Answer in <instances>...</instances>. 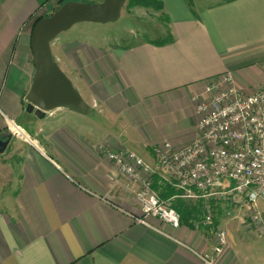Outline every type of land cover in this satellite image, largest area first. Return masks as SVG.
Here are the masks:
<instances>
[{
  "label": "crops",
  "instance_id": "1",
  "mask_svg": "<svg viewBox=\"0 0 264 264\" xmlns=\"http://www.w3.org/2000/svg\"><path fill=\"white\" fill-rule=\"evenodd\" d=\"M60 1L0 0V138L20 142L8 154L12 166L0 157V264H264V232L228 202L212 226L139 223L140 187L103 151H130L156 167V148L196 140L195 98L210 81L231 73L242 92L264 91V0H163L171 40L162 46L61 45L57 59L90 113H29L22 101L35 76L34 24ZM33 117L44 120L34 137L17 124ZM154 184L159 194L171 186L159 174ZM232 213L241 223H223ZM218 227L228 230L229 246L215 256Z\"/></svg>",
  "mask_w": 264,
  "mask_h": 264
},
{
  "label": "built area",
  "instance_id": "2",
  "mask_svg": "<svg viewBox=\"0 0 264 264\" xmlns=\"http://www.w3.org/2000/svg\"><path fill=\"white\" fill-rule=\"evenodd\" d=\"M203 95L195 98L196 140L179 148L169 142L156 148V167L130 151H103L139 185L136 200L143 213L139 223L150 225L148 220L154 218L179 228L178 200H205L200 223L212 226L216 215L211 200H216L246 209L251 223L264 232V213L258 205L264 202V91L246 94L226 73L210 81ZM156 174L176 190L174 196L161 198L153 187ZM225 181L231 184L216 190ZM212 234L214 255L220 256L229 246L228 230L213 228Z\"/></svg>",
  "mask_w": 264,
  "mask_h": 264
},
{
  "label": "water",
  "instance_id": "3",
  "mask_svg": "<svg viewBox=\"0 0 264 264\" xmlns=\"http://www.w3.org/2000/svg\"><path fill=\"white\" fill-rule=\"evenodd\" d=\"M128 0H104L90 3L70 0L34 26L31 46L35 76L23 99L27 111L44 113L69 110L80 115L90 113V104L83 98L71 78L63 71L52 45L64 32L81 23L109 24L117 22ZM11 136L0 138V155L4 154Z\"/></svg>",
  "mask_w": 264,
  "mask_h": 264
},
{
  "label": "rangeland",
  "instance_id": "4",
  "mask_svg": "<svg viewBox=\"0 0 264 264\" xmlns=\"http://www.w3.org/2000/svg\"><path fill=\"white\" fill-rule=\"evenodd\" d=\"M74 1L97 3V2H93L91 0H74ZM101 1L103 2L104 0H101ZM212 1H215V0H212ZM127 4H128V2H127ZM127 4H126V7L122 11L121 18L115 23H109V24L81 23V24H77L74 27H72L69 31L64 32L61 35H59V37L55 40V42L52 45L55 58L57 59L58 57L62 56L61 55L62 54L61 53V45H66V44H74V45L84 44V45H89L91 47L101 48V49L105 50V49L114 48L116 46H129V45L141 42L142 40L161 41V40L168 38L167 36H169V35L166 34V36H165V32H167L166 29L168 28L167 27V18H168L167 15H165L161 11H155L152 9H145V8H140V7H134V8L128 9ZM54 5H55L54 9L51 12L46 13V10H44V12H42V14H44V16L52 14L56 9L59 8L60 3L55 2ZM191 5L193 6V3ZM194 6H197L199 8L200 3L197 2ZM59 65L61 66L63 71L72 80V76L69 73H67L66 69L60 64V62H59ZM83 84L81 83L80 87L85 88V86ZM86 94L88 95V92H86ZM93 112L96 114L99 112L96 110L95 106L93 108ZM91 116L93 117V115H91ZM83 119H84L83 121L86 122L85 118H83ZM43 121H44L43 119H38V118L33 117L29 120V122H28L29 124L26 123V120L25 121H19L17 124L24 126L25 129L27 130V132H29V134H31V136L34 137V135H33L34 131H37V129L39 127L44 128ZM84 127L88 128V129L92 128L90 126V124H88L87 122L84 124ZM19 136L23 137L21 135H19ZM31 140L34 141V139H31ZM19 143L20 142H18V141L15 142V140H13L10 143V146L8 147L6 152L4 154L0 155L1 158L7 159L6 161H3V163L6 166H9V165L12 166V164H14L12 162V160L10 159V157H8V154L10 153V150L13 149L14 146L16 147L17 146L16 144H19ZM4 173L6 174L7 172H5V170H3L2 174H4ZM153 180H154V178H153ZM162 181L167 184V182L163 178H162ZM230 184L231 183L229 181H225L223 184L219 185L216 188V190H224ZM153 187H154V182H153ZM12 188L13 187H11V189ZM6 189H7V192L11 193L10 188L9 189L6 188ZM168 189L171 191L170 186L168 187ZM218 202H220V203H218ZM187 203L190 206H195L197 201H187ZM223 203H225V202L211 200V204H212L211 206H212L214 211L215 210L217 211L218 207H220V206L223 207ZM258 205H259V208L264 213V202L262 200H260L258 202ZM2 208H4V207L0 206V210H2ZM215 215H216V213H215ZM233 216H234V213H232L231 215H227L226 216L227 220L223 223H227V222L228 223H241L238 220L237 221H231L230 219ZM223 217H224V214L218 215L219 222L222 220ZM215 218H216V216H215ZM254 234H255L254 237H258L257 233H254Z\"/></svg>",
  "mask_w": 264,
  "mask_h": 264
},
{
  "label": "trees",
  "instance_id": "5",
  "mask_svg": "<svg viewBox=\"0 0 264 264\" xmlns=\"http://www.w3.org/2000/svg\"><path fill=\"white\" fill-rule=\"evenodd\" d=\"M67 1H70V0H62V1H60L59 2L60 3L59 8ZM187 1L190 4H192L194 0H187ZM134 7L152 9V10H155V11H162L164 9V1L163 0H128L127 8L131 9V8H134ZM47 16H49V15L40 16L39 18H37L36 21H35L34 26L37 24L38 21H40L42 18H45ZM168 21H169V18H167V22ZM170 40H171V37L170 38H166V39L161 40V41H157L156 44L159 45V46H162V45L167 44ZM154 188L157 189V190L159 189L156 186V184H154ZM161 190H160V196H161V198H164V199H168L167 197L169 195H174V194L177 193L176 190L173 189V188L170 191L168 189V185H166V187L161 189ZM166 192H168V195L165 194ZM177 208L179 209V212L181 214V220H183L184 222H189V221L192 220L193 225L195 227H197V225L202 226V223H200V221L203 219V215L205 213V211H203V208L190 207L187 204H183L181 207L177 206ZM201 210H202V213L199 214L198 211H201Z\"/></svg>",
  "mask_w": 264,
  "mask_h": 264
}]
</instances>
